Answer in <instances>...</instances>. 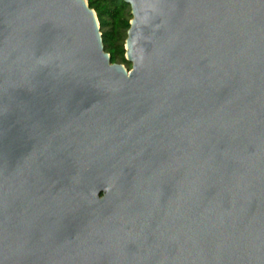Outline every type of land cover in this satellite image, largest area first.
I'll return each instance as SVG.
<instances>
[{
  "label": "water",
  "instance_id": "obj_1",
  "mask_svg": "<svg viewBox=\"0 0 264 264\" xmlns=\"http://www.w3.org/2000/svg\"><path fill=\"white\" fill-rule=\"evenodd\" d=\"M0 0V264H264V0Z\"/></svg>",
  "mask_w": 264,
  "mask_h": 264
},
{
  "label": "trees",
  "instance_id": "obj_2",
  "mask_svg": "<svg viewBox=\"0 0 264 264\" xmlns=\"http://www.w3.org/2000/svg\"><path fill=\"white\" fill-rule=\"evenodd\" d=\"M95 13L101 33L103 50L109 55L110 63L123 64V44L130 20L129 9L121 0H85Z\"/></svg>",
  "mask_w": 264,
  "mask_h": 264
},
{
  "label": "rangeland",
  "instance_id": "obj_3",
  "mask_svg": "<svg viewBox=\"0 0 264 264\" xmlns=\"http://www.w3.org/2000/svg\"><path fill=\"white\" fill-rule=\"evenodd\" d=\"M125 67H126V66H125ZM128 68H129V67H128ZM128 68H127V69H128Z\"/></svg>",
  "mask_w": 264,
  "mask_h": 264
}]
</instances>
